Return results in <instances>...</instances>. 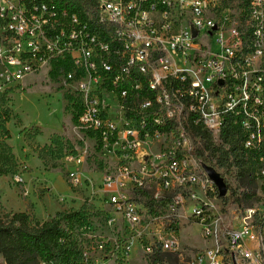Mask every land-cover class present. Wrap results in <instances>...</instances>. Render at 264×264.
Segmentation results:
<instances>
[{
  "label": "built area",
  "instance_id": "1",
  "mask_svg": "<svg viewBox=\"0 0 264 264\" xmlns=\"http://www.w3.org/2000/svg\"><path fill=\"white\" fill-rule=\"evenodd\" d=\"M58 60L83 78L78 125L120 146L97 188L109 224L135 234L125 255L138 244L180 264H264V0H0V88ZM226 125L259 183L256 203L230 215L193 131L222 140ZM86 181L70 172L73 185ZM181 220L200 229L202 248L183 251Z\"/></svg>",
  "mask_w": 264,
  "mask_h": 264
},
{
  "label": "rangeland",
  "instance_id": "2",
  "mask_svg": "<svg viewBox=\"0 0 264 264\" xmlns=\"http://www.w3.org/2000/svg\"><path fill=\"white\" fill-rule=\"evenodd\" d=\"M50 71V66L42 67L0 88V211H26L40 222L56 216L63 226L69 213L81 211L85 222L72 221V232L81 249L79 264H149L148 254L138 244L124 254L121 244L135 234L125 229V221L109 224L114 213L97 188L102 175L117 167L120 146L101 142L74 120V102L82 97L83 78H69L64 72L52 77ZM3 72L0 65V75ZM3 80L0 77V82ZM108 101L112 110L116 102ZM212 141L222 143L216 137ZM221 146L229 148L225 143ZM203 148L200 140L199 150ZM207 155L204 151L203 160L221 174L227 185L228 196L218 201L223 214L240 213L254 205L259 183L256 178L253 182L251 158L243 156L241 166H229V161L220 166L216 158ZM71 156L80 157L82 163L77 165L69 159ZM77 168L87 181L73 185L70 172ZM92 182L96 186L92 187ZM150 225L162 227L160 222ZM177 239L186 253L204 246L200 229L184 220L179 221ZM97 240L105 241L104 249L95 246ZM0 261L4 263L1 255Z\"/></svg>",
  "mask_w": 264,
  "mask_h": 264
},
{
  "label": "trees",
  "instance_id": "3",
  "mask_svg": "<svg viewBox=\"0 0 264 264\" xmlns=\"http://www.w3.org/2000/svg\"><path fill=\"white\" fill-rule=\"evenodd\" d=\"M71 69L68 60L54 61L50 75L57 77ZM74 107V120L77 121L82 108L80 100L74 102ZM193 131L203 141L204 148L199 150L201 156L207 151L206 158L209 156L216 158L220 166H224L228 161L229 166H241L245 154L241 152L234 136L229 138V125L224 127L221 134L222 143L229 145L227 150L221 146L222 143L215 144L211 133L203 126L194 127ZM252 174L254 182L256 178L254 171ZM145 195L150 198V194ZM65 219L68 222L63 226L56 216L40 222L26 211H0V255L4 260V263L0 261V264H79L81 249L72 232V221L75 219L83 224L85 216L81 211H76L69 213ZM148 263L180 264V260L177 253L157 250L153 254H148Z\"/></svg>",
  "mask_w": 264,
  "mask_h": 264
},
{
  "label": "water",
  "instance_id": "4",
  "mask_svg": "<svg viewBox=\"0 0 264 264\" xmlns=\"http://www.w3.org/2000/svg\"><path fill=\"white\" fill-rule=\"evenodd\" d=\"M204 167L209 177L213 180V182L217 186L219 191V196L224 197L225 195H227V191H228L227 185L221 174L211 165H205Z\"/></svg>",
  "mask_w": 264,
  "mask_h": 264
}]
</instances>
